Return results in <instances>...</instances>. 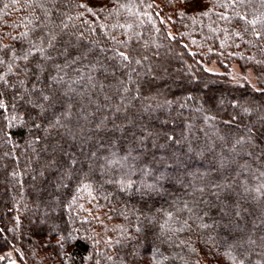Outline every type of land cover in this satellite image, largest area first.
<instances>
[{
    "label": "trees",
    "instance_id": "1",
    "mask_svg": "<svg viewBox=\"0 0 264 264\" xmlns=\"http://www.w3.org/2000/svg\"><path fill=\"white\" fill-rule=\"evenodd\" d=\"M4 45L0 264H264V87L204 65L264 83L261 0H0Z\"/></svg>",
    "mask_w": 264,
    "mask_h": 264
},
{
    "label": "snow or ice",
    "instance_id": "2",
    "mask_svg": "<svg viewBox=\"0 0 264 264\" xmlns=\"http://www.w3.org/2000/svg\"><path fill=\"white\" fill-rule=\"evenodd\" d=\"M17 2H18V0H13V3H17ZM261 2L264 3V0H261ZM63 27H64V28H67V24H64ZM21 35H22V36H26L27 33H22ZM56 39H57V38H56L55 35H51L50 33L48 34V41H47L48 48H54V47H55V45H54L53 42H54ZM40 40L42 41V44H43L44 37H40ZM42 44H41L40 46H37V45L33 42V47H37V50H38V51H40V52H44V51H46V50H45V48L42 46ZM3 47H8V46H6V45H4V46H0V50H2ZM66 51H67V50L65 49V52H66ZM31 54H32V53H31V50H27V51H25V54H24V56H23L22 58H23L24 60H27L28 57H29V55H31ZM117 54H118L119 57H121L124 61H129V57H128L127 55H125L124 52H118ZM12 55H13V57H14V56H15V53L13 52ZM79 58H80L79 56L74 57V59H79ZM46 59H51V57H50V56H49V57H46ZM4 63H5V61L3 60L2 57H0V65H3ZM137 63H139V61H137ZM38 67H40V66L38 65ZM56 67L59 68L60 66L57 65ZM8 71H9V72L12 71L11 65H9ZM62 81H63V77H62V76H60V77H58V76H52V77L50 78V83H51V82H57V83H59V82H62ZM20 83L23 84L24 82L21 81ZM0 84H7V81H6V79L4 78V74H0ZM32 87H33V89H35V85H33ZM39 91H40V95H39V100H40V101L48 102V101H52V100H53V97H52V96H49V95H47V94H45L43 90H39ZM29 103H33L34 106H37V107L41 108L42 110L44 109V104H43V103H39V101H37V102H33V101L30 100ZM0 107H3V103H2V101H0ZM243 111H244L245 113H247V112H248V109L245 108ZM37 126H38V125H37ZM53 126H54V127H55V126L64 127V125H61V124H60L59 119H57V120L54 122ZM236 143H237V144H243V143H245V141H244L243 139H240V140H237ZM127 158H128V157H123L122 159H123V160H127ZM75 163H76V161L73 159V160L71 161V164L74 166ZM108 163L111 164V165H120V164H121V160H118V159H116V160H111V161H108ZM52 164H53V165L55 164V160L52 161ZM221 166L223 167L224 165L222 164ZM90 167H91V166H90ZM69 171H70V169H69V170H66V175L68 174ZM262 175H264V173H262ZM118 184H119V187H120L122 190H126V188H130V187L132 186V183H131L130 180H129V181L127 182V184H126V183H125V180H124L123 178H121V179L118 180ZM90 187H91V185H89V184H84V185H83V188H84V189H89ZM143 187L148 188V189H151V188L153 187V185L145 183V184H143ZM217 187H220V185H217ZM261 187H264V186H261ZM199 191H203V189H199ZM256 191L259 193V192L261 191V188L258 187V188L256 189ZM213 194L217 195V197L219 198L218 193H215V192H214ZM185 207H187V205H185ZM205 215H206V214H205ZM236 215L239 216V212H238V211L236 212ZM168 217H169V219H171L172 214L169 213V214H168ZM227 217H228V213H227V212H224V214H223V218H227ZM198 219H202V217H198ZM183 226H184V227H190V225H188V220H187V219H185V220L183 221ZM184 227H181L180 229H178V231H183V230H184ZM198 227H202V228L207 229V228H209V227H212V225H209V224H207V223H202V224L198 225ZM136 231H140L139 226L136 227ZM131 238H132V237H129V239H131ZM209 239H212V237H209ZM109 242H110V241H109ZM116 243L119 244L120 241L117 240ZM181 243H183V241H181ZM253 243H254V241H253ZM229 255H230V253H229ZM109 258H111V257H109ZM230 258H231V257H230ZM241 264H243V262H241Z\"/></svg>",
    "mask_w": 264,
    "mask_h": 264
},
{
    "label": "rangeland",
    "instance_id": "3",
    "mask_svg": "<svg viewBox=\"0 0 264 264\" xmlns=\"http://www.w3.org/2000/svg\"><path fill=\"white\" fill-rule=\"evenodd\" d=\"M205 68L207 71L217 74V75H224L225 72L227 73V78L234 84L240 85H250L255 89H261L264 87V83L261 82L263 80L260 78V75L257 74L252 68H242L238 63L231 62L224 63L223 68L218 65L216 61L206 65ZM1 192V189H0ZM89 201V200H88ZM92 203V199H90L89 204ZM83 204L86 206L88 212L91 210V206L86 204L84 201ZM3 260L8 261L9 264H17L16 257L14 251H9L2 255Z\"/></svg>",
    "mask_w": 264,
    "mask_h": 264
}]
</instances>
